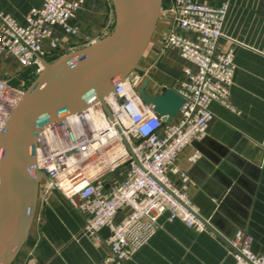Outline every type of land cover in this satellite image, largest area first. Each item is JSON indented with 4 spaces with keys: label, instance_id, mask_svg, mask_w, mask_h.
Listing matches in <instances>:
<instances>
[{
    "label": "crops",
    "instance_id": "crops-1",
    "mask_svg": "<svg viewBox=\"0 0 264 264\" xmlns=\"http://www.w3.org/2000/svg\"><path fill=\"white\" fill-rule=\"evenodd\" d=\"M198 1L209 6L228 4L224 36L217 49H233L235 73L227 104L213 101L209 106L213 117L204 138L181 147L174 163L177 171L166 172L179 189L183 185L181 173L187 175L184 189L196 214L220 235L207 227L197 232L177 219L168 220L165 212L157 218V230L149 241L122 264H236L225 240L237 230L252 237L249 246L254 252L264 249V0ZM161 3L162 16L138 61L141 69H135L138 84L148 78L146 90L152 96L162 94L165 86L178 91L186 78L184 68L196 71L172 46L164 44V36L174 23L173 3ZM40 4L41 0H0V12L24 24L28 10ZM68 23L77 33L66 34L61 26H55L53 35L59 46L51 49L45 40L43 60L70 57L88 46L87 38L103 40L116 24L113 5L110 0H83ZM19 66L13 56L3 55L0 78L11 81L20 76ZM108 140L94 149L95 158L86 159L83 168L86 176H96L102 182L104 191L125 177L128 164L119 161L125 151L130 153L120 135ZM113 142L122 150L114 158V151L106 150ZM38 191L33 220L22 245L26 256L10 264H93L109 254L105 241L108 226L90 234L85 229L87 215L61 191L51 189L41 197L40 185ZM129 211L127 207L119 209L113 223L120 222Z\"/></svg>",
    "mask_w": 264,
    "mask_h": 264
},
{
    "label": "built area",
    "instance_id": "built-area-1",
    "mask_svg": "<svg viewBox=\"0 0 264 264\" xmlns=\"http://www.w3.org/2000/svg\"><path fill=\"white\" fill-rule=\"evenodd\" d=\"M82 2L41 0L40 6L28 10L24 24L0 12V57L13 56L21 72L35 68L40 73L45 55L43 42L48 40L51 49L58 48L59 40L53 35L55 26H61L66 34L77 33L68 20ZM172 3L174 23L163 42L196 70L184 68L186 78L178 90L182 102L175 120L162 122L149 105L143 104L136 90L137 76L134 79L117 76L104 98L112 120L95 101L58 119L44 121L31 147L36 171L47 177L40 179L44 180L42 193L51 189L61 191L60 183L64 181L68 189L61 191L63 195L87 215L86 231L94 234L102 226H108L110 233L105 241L110 252L93 264L124 263L133 251L149 241L157 230V218L165 212L168 220L177 219L197 232L207 230L195 217L197 209L184 189L187 175L181 173L183 185L179 189L171 183L166 171H177L174 163L181 147L206 135L213 117L211 102L227 104L235 73L234 52L232 48L218 50L217 45L224 36L222 26L228 4L209 6L198 0H172ZM86 42L88 46L96 43L88 38ZM24 93L10 79L0 78V131L13 124L12 112ZM90 107H98L101 112L92 114ZM119 135L130 147V153L125 151L119 161L126 162L128 169L119 183L104 191L96 176L84 174L85 160L95 158V145L107 144L108 139ZM114 148H118L117 142L106 150L113 152ZM124 207L129 208V213L114 224L115 213ZM251 239L237 230L227 240L236 264H264V249L261 252L250 249Z\"/></svg>",
    "mask_w": 264,
    "mask_h": 264
},
{
    "label": "water",
    "instance_id": "water-1",
    "mask_svg": "<svg viewBox=\"0 0 264 264\" xmlns=\"http://www.w3.org/2000/svg\"><path fill=\"white\" fill-rule=\"evenodd\" d=\"M112 2L116 24L110 34L70 57L55 62L42 60L43 70L12 112L13 124L0 131V264L26 256L22 245L33 220L39 178L47 179L43 172L36 171L31 152L41 124L95 101L112 120L104 98L114 78L141 69L138 61L162 16L161 0ZM147 82L145 78L137 87L141 101L162 122H170L179 111L182 96L169 86L162 94L152 96L147 93ZM195 217L220 235L200 215Z\"/></svg>",
    "mask_w": 264,
    "mask_h": 264
},
{
    "label": "rangeland",
    "instance_id": "rangeland-1",
    "mask_svg": "<svg viewBox=\"0 0 264 264\" xmlns=\"http://www.w3.org/2000/svg\"><path fill=\"white\" fill-rule=\"evenodd\" d=\"M110 1H111V4L113 5L114 21L116 23L115 7H114V4H113L112 0H110ZM19 69H21L20 66H19ZM38 74H39V72L36 71L35 68H32V69L29 68V69L25 70L24 72H22V74L20 76H16V78H14L13 80H11L10 83L12 85H15L16 87L22 89L23 91H26L28 89V87L32 84V82L36 79V77L38 76ZM128 76H129L130 79H134L135 76H137V71H135V70L129 71ZM137 89L138 88L136 87V90ZM40 179L41 178H39V181H40V197H41V195L43 194L42 193L43 190L41 189V187H42L41 184H43L44 180H40Z\"/></svg>",
    "mask_w": 264,
    "mask_h": 264
},
{
    "label": "bare ground",
    "instance_id": "bare-ground-1",
    "mask_svg": "<svg viewBox=\"0 0 264 264\" xmlns=\"http://www.w3.org/2000/svg\"><path fill=\"white\" fill-rule=\"evenodd\" d=\"M97 108H98V107H97ZM97 108L95 109V108H93V107H90V110H91L92 114H95L96 112H99V113L101 112L100 109H99V108L97 109ZM102 123H104V124L106 125V123H105L104 121H103ZM100 125L103 126V124H100ZM104 141H105V140H104ZM96 146H97V145H95L94 148H96ZM113 151H114V154H113V156H112L113 158H114L115 156H117L118 154H120V152L122 153L121 148H117V149L114 148ZM113 158H112V159H113ZM71 161H72V159L69 161V165L71 164ZM91 172H92V169L88 170L86 173H87V174H90ZM62 177H63V176H62ZM60 187H61V191H62V192H66V190L68 189V186L66 185V183H65L64 181H62V182L60 183Z\"/></svg>",
    "mask_w": 264,
    "mask_h": 264
}]
</instances>
